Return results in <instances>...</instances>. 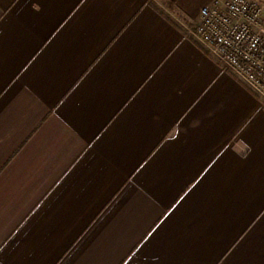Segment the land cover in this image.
Masks as SVG:
<instances>
[{"label": "crops", "instance_id": "1", "mask_svg": "<svg viewBox=\"0 0 264 264\" xmlns=\"http://www.w3.org/2000/svg\"><path fill=\"white\" fill-rule=\"evenodd\" d=\"M211 1L0 0V264H264V99L182 26Z\"/></svg>", "mask_w": 264, "mask_h": 264}, {"label": "built area", "instance_id": "2", "mask_svg": "<svg viewBox=\"0 0 264 264\" xmlns=\"http://www.w3.org/2000/svg\"><path fill=\"white\" fill-rule=\"evenodd\" d=\"M182 26L264 99V8L258 0H212Z\"/></svg>", "mask_w": 264, "mask_h": 264}, {"label": "rangeland", "instance_id": "3", "mask_svg": "<svg viewBox=\"0 0 264 264\" xmlns=\"http://www.w3.org/2000/svg\"><path fill=\"white\" fill-rule=\"evenodd\" d=\"M258 1L261 3L262 7H264V0H258ZM161 9H162V11H164V13L169 15V13H168V11L166 9H163V8H161Z\"/></svg>", "mask_w": 264, "mask_h": 264}, {"label": "trees", "instance_id": "4", "mask_svg": "<svg viewBox=\"0 0 264 264\" xmlns=\"http://www.w3.org/2000/svg\"><path fill=\"white\" fill-rule=\"evenodd\" d=\"M170 6V7H169ZM168 7H169V9H172L171 7H172V5H171V3L168 5Z\"/></svg>", "mask_w": 264, "mask_h": 264}]
</instances>
